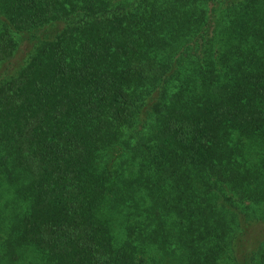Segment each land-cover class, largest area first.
I'll list each match as a JSON object with an SVG mask.
<instances>
[{
    "label": "trees",
    "instance_id": "trees-1",
    "mask_svg": "<svg viewBox=\"0 0 264 264\" xmlns=\"http://www.w3.org/2000/svg\"><path fill=\"white\" fill-rule=\"evenodd\" d=\"M20 51L0 264H264V0H0Z\"/></svg>",
    "mask_w": 264,
    "mask_h": 264
},
{
    "label": "rangeland",
    "instance_id": "rangeland-1",
    "mask_svg": "<svg viewBox=\"0 0 264 264\" xmlns=\"http://www.w3.org/2000/svg\"><path fill=\"white\" fill-rule=\"evenodd\" d=\"M20 53L21 54H16L15 55L16 58L14 57L13 59H11L10 63L9 62L8 63H4L3 65H2V63L0 64L1 65L0 66V74H4V73L6 74V73H8L11 70V68L14 66L13 62L17 59V57L19 59L22 56L23 52L20 51Z\"/></svg>",
    "mask_w": 264,
    "mask_h": 264
}]
</instances>
